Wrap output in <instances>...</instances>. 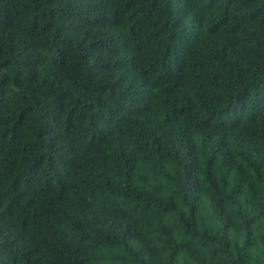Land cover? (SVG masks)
Returning a JSON list of instances; mask_svg holds the SVG:
<instances>
[{"label": "trees", "instance_id": "obj_1", "mask_svg": "<svg viewBox=\"0 0 264 264\" xmlns=\"http://www.w3.org/2000/svg\"><path fill=\"white\" fill-rule=\"evenodd\" d=\"M178 257L264 264V0H0V264Z\"/></svg>", "mask_w": 264, "mask_h": 264}, {"label": "clouds", "instance_id": "obj_2", "mask_svg": "<svg viewBox=\"0 0 264 264\" xmlns=\"http://www.w3.org/2000/svg\"><path fill=\"white\" fill-rule=\"evenodd\" d=\"M185 211H186V209H185ZM180 260H181V258L178 257V259H177V264H179V261H180Z\"/></svg>", "mask_w": 264, "mask_h": 264}]
</instances>
